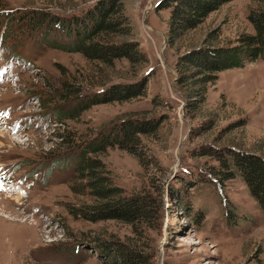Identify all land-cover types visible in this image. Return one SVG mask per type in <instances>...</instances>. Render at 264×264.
<instances>
[{
    "label": "rangeland",
    "instance_id": "rangeland-1",
    "mask_svg": "<svg viewBox=\"0 0 264 264\" xmlns=\"http://www.w3.org/2000/svg\"><path fill=\"white\" fill-rule=\"evenodd\" d=\"M94 2L0 0V264H113L116 247L134 251V264H264V210L202 153L233 147L264 162V55L219 72L190 111L174 71L176 56L210 31V43L251 32L246 16L264 0H229L173 45L168 8L122 0L131 31L114 40L135 41L146 60L109 66L51 46L70 41L31 25L35 13L73 16ZM139 80L143 94L89 103L109 84ZM125 122H137V140L88 155L122 194L146 196L148 212L132 223L85 219L74 210L93 199L77 156Z\"/></svg>",
    "mask_w": 264,
    "mask_h": 264
},
{
    "label": "trees",
    "instance_id": "trees-1",
    "mask_svg": "<svg viewBox=\"0 0 264 264\" xmlns=\"http://www.w3.org/2000/svg\"><path fill=\"white\" fill-rule=\"evenodd\" d=\"M228 1L158 0L157 9H169L167 43L173 45L175 40L187 31L195 29L209 13ZM122 6V0H95L91 6L73 16L35 13L31 15V25L33 28L41 29V32L51 30L54 35L70 41L67 43L53 41L50 43L51 46L67 51H78L91 61L96 60L107 66L118 58H125L131 63L144 62L146 57L138 50L135 41L124 38L114 40L117 36H128L131 31V26L122 13ZM246 17L251 25V32L238 33L232 40L223 43H210L214 35L216 37V33L210 31V36L203 42L186 46V49L176 56L175 81L182 88L184 108L188 111L203 101L206 85L213 83L219 72L230 68H242L264 55V8L251 9ZM29 18L26 16V19ZM137 83L109 84L101 93L94 95L89 103L125 100L143 94L144 80ZM65 95L78 98L77 92L71 94L68 91ZM137 126V122L121 123L112 128L106 137H102L97 146L85 149L84 153L77 156L75 173L82 181L84 180L83 188L93 201L84 207L86 209L80 208L78 211L75 209V213L93 221L116 219L127 223L146 216L147 197L137 193L129 196L122 194V190L111 183L103 163L88 155L90 151L101 150L110 143L126 148L125 144L137 140L135 136L138 132ZM203 151V154H212L218 161L220 170H216L217 174L213 173L217 178L229 179L238 176L246 185L249 196L260 209L264 210L262 156L233 147L217 148L213 151L208 148V153L205 149ZM102 247L103 250L109 249V246ZM111 255L113 264H134L136 260L134 251H125L119 247L112 250Z\"/></svg>",
    "mask_w": 264,
    "mask_h": 264
},
{
    "label": "bare ground",
    "instance_id": "bare-ground-1",
    "mask_svg": "<svg viewBox=\"0 0 264 264\" xmlns=\"http://www.w3.org/2000/svg\"><path fill=\"white\" fill-rule=\"evenodd\" d=\"M17 199L20 200L21 199V194L17 195Z\"/></svg>",
    "mask_w": 264,
    "mask_h": 264
},
{
    "label": "water",
    "instance_id": "water-1",
    "mask_svg": "<svg viewBox=\"0 0 264 264\" xmlns=\"http://www.w3.org/2000/svg\"><path fill=\"white\" fill-rule=\"evenodd\" d=\"M157 3V2H156Z\"/></svg>",
    "mask_w": 264,
    "mask_h": 264
}]
</instances>
